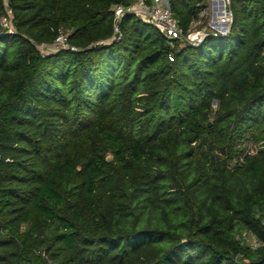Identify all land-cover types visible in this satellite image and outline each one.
<instances>
[{
	"label": "trees",
	"instance_id": "trees-1",
	"mask_svg": "<svg viewBox=\"0 0 264 264\" xmlns=\"http://www.w3.org/2000/svg\"><path fill=\"white\" fill-rule=\"evenodd\" d=\"M132 1L0 0V264H264V0L197 46L113 41ZM209 1L173 0L185 34Z\"/></svg>",
	"mask_w": 264,
	"mask_h": 264
},
{
	"label": "built area",
	"instance_id": "built-area-1",
	"mask_svg": "<svg viewBox=\"0 0 264 264\" xmlns=\"http://www.w3.org/2000/svg\"><path fill=\"white\" fill-rule=\"evenodd\" d=\"M7 4L9 0H4ZM173 0H133L129 5H117L112 8L114 15V38L113 41L120 42L122 33L120 25L125 16H132L137 20L148 23L157 28L166 38L180 42H188L197 46L210 34L224 36L230 31L233 21V14L230 10L231 0H210L207 8L201 14V18L207 19L194 24L193 31L185 34L179 21L176 19L172 10ZM12 12L7 11V17L1 20L3 28L8 29L13 34ZM69 32L60 30L55 43L52 46H40L43 55L55 53L61 50L77 51L68 42ZM244 244L253 250L263 247L257 238L249 232H245L240 238Z\"/></svg>",
	"mask_w": 264,
	"mask_h": 264
},
{
	"label": "rangeland",
	"instance_id": "rangeland-1",
	"mask_svg": "<svg viewBox=\"0 0 264 264\" xmlns=\"http://www.w3.org/2000/svg\"><path fill=\"white\" fill-rule=\"evenodd\" d=\"M207 19H208V21H209V19H210V17L209 18H204V20H203V22H206L207 23ZM244 233H245V231L244 232H242V233H240V235H239V238H242L243 237V235H244Z\"/></svg>",
	"mask_w": 264,
	"mask_h": 264
},
{
	"label": "water",
	"instance_id": "water-1",
	"mask_svg": "<svg viewBox=\"0 0 264 264\" xmlns=\"http://www.w3.org/2000/svg\"><path fill=\"white\" fill-rule=\"evenodd\" d=\"M112 160H113V157H112V156H110V157L107 159L108 162H111Z\"/></svg>",
	"mask_w": 264,
	"mask_h": 264
}]
</instances>
